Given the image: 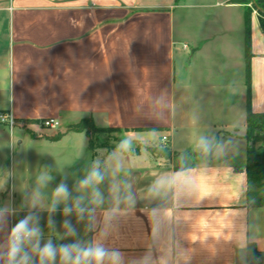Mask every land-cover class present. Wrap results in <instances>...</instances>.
Listing matches in <instances>:
<instances>
[{"label":"crops","instance_id":"0c3cea01","mask_svg":"<svg viewBox=\"0 0 264 264\" xmlns=\"http://www.w3.org/2000/svg\"><path fill=\"white\" fill-rule=\"evenodd\" d=\"M217 4L242 10L239 27L226 17L218 36L225 60L235 55L231 64L243 71L245 84L239 121L219 125L203 122L194 108L193 67L197 56H208L213 35H177V10L187 7L185 0H0V115L26 121L29 134L45 140L39 147L46 153L83 132H46L34 121L56 117L67 127L93 117L97 125L118 127L135 138L166 136L164 144L173 155L152 160L102 153L90 148L85 135L87 144L77 149L81 154L74 162L84 170L65 177L48 167L44 192L38 190L27 204H18L12 185L4 188L0 180V244L17 221L38 216L41 243H103L120 252L121 264H246L249 242L264 254V206L249 204L244 168V6L232 0ZM178 43L184 52L180 62ZM251 48L252 108L264 111V82L259 92L256 80V73L264 75V32L257 14L252 16ZM177 67H183L182 78ZM233 140L243 148L236 150ZM199 145L206 151L177 169L175 154L194 153ZM92 171L103 180L81 185ZM25 179L28 192L37 191L34 181L40 177ZM61 183L68 187L67 199L55 194ZM53 203L55 212L50 211ZM77 205L85 209L80 221ZM65 207L73 209L70 215H63ZM65 219L77 236L65 235Z\"/></svg>","mask_w":264,"mask_h":264},{"label":"rangeland","instance_id":"374dc122","mask_svg":"<svg viewBox=\"0 0 264 264\" xmlns=\"http://www.w3.org/2000/svg\"><path fill=\"white\" fill-rule=\"evenodd\" d=\"M185 1L188 4L187 7L177 10V35L179 37L181 35L199 37L213 35L206 45L208 56L206 57V54L197 56V67H193V81L191 85H193L196 92V104L194 108L202 116L203 122L210 120L217 125L225 120L238 122L241 108L245 110V102H241L240 100V96L245 92V84L241 81L243 71L231 64V62L236 60L234 58L235 55L225 60V54L223 49H221L223 40L219 38L220 36L218 34L224 33L221 32L224 25L221 22L226 17L230 18L234 27L237 26L238 28L242 10L240 8L228 9L224 5L220 6L217 4L218 0ZM225 1L229 2L231 0ZM253 12L255 15L258 13L256 9ZM233 34L239 37V30L236 29ZM183 53L182 43H178L177 61L180 62L183 60ZM228 64L233 67H227ZM183 71V67H177V73L181 74V78ZM186 79L189 81L188 72ZM256 80L258 85L257 90L261 92L264 75L262 73H256ZM27 124L26 121L15 120L14 125L17 127L14 128L6 123L0 122V180L4 188L8 189L12 185L18 204H27L28 201L37 198V192H44V179H40V181L35 180L34 184L37 191L33 189L28 192L25 184L26 177L30 176L31 179L36 175L38 177H44V175H47L44 171L51 166H54L65 177L71 174L75 175L76 172L84 170L75 167L74 162L78 158L76 155L81 154L80 149L79 151L77 149L86 145L87 140L89 143L90 139L94 144L93 150L102 151V153L119 152L133 155L140 154L152 160L166 158L160 154L158 148L166 147L164 142L167 139L164 140L162 138L158 141L155 139L143 140L135 138V136H132L127 131L110 129L112 128L110 126V128L104 126L106 127L105 130L95 131L91 129L90 137L84 132L73 133L55 144V153H46L39 147L42 141L45 140L29 134ZM45 130L46 132L57 133L61 130L70 129H68V126L65 127V125L61 124L58 128H46ZM198 132V134L203 133L200 129ZM205 134L206 132H204L203 140L207 142L208 139L205 138ZM85 135L87 136V140ZM19 139L22 142H19ZM232 145L236 150L243 148L239 140H233ZM195 149L198 150V147H195ZM87 153L86 151L83 152L82 159L86 160ZM47 155H52V157H46ZM170 158H173V155ZM175 161L177 163V158ZM40 164H42V167H40Z\"/></svg>","mask_w":264,"mask_h":264},{"label":"clouds","instance_id":"9594fccd","mask_svg":"<svg viewBox=\"0 0 264 264\" xmlns=\"http://www.w3.org/2000/svg\"><path fill=\"white\" fill-rule=\"evenodd\" d=\"M93 180L97 183L103 180L99 171H92L88 178L81 181V185L87 186ZM55 194L57 197L62 195L67 199L69 195L67 185L61 183ZM50 211H56V203L52 204ZM72 211V208L65 207L63 215H70ZM84 212L85 209L77 205L78 221L84 219ZM33 219L35 223H32ZM49 223L54 225V221ZM63 226L66 229V236H77V230L71 221L65 219ZM42 237L38 216H25L20 219L8 232L5 243L0 244V264H121L120 252L117 249H108L103 243L85 246L79 239H75L71 243L57 245L52 239L41 243Z\"/></svg>","mask_w":264,"mask_h":264},{"label":"trees","instance_id":"16d2710c","mask_svg":"<svg viewBox=\"0 0 264 264\" xmlns=\"http://www.w3.org/2000/svg\"><path fill=\"white\" fill-rule=\"evenodd\" d=\"M244 6L245 23V56H246V86H247V129L245 138L247 141L246 154L244 158V168L248 179V202L251 205L264 206V111H255L252 108V72L251 58L253 56L251 48V24L254 9L257 10V17L261 29L264 32V0H232ZM39 123L40 120L34 121ZM107 128H110L107 126ZM68 129L78 132H84L90 137L91 129L105 130L106 127L95 123L93 117H84L75 123L68 125ZM110 129L122 130L118 127ZM89 146L94 149L93 141L89 140ZM164 146V145H163ZM166 146V145H165ZM160 154L166 158L172 155L171 149L166 147L158 148ZM206 151L198 150L194 153L175 154L177 169L187 166L192 155L203 154ZM246 264H264V254H262L255 243L249 242L247 247Z\"/></svg>","mask_w":264,"mask_h":264},{"label":"built area","instance_id":"2783aa9c","mask_svg":"<svg viewBox=\"0 0 264 264\" xmlns=\"http://www.w3.org/2000/svg\"><path fill=\"white\" fill-rule=\"evenodd\" d=\"M0 122L2 123H6L11 127H14L15 125V119H13L11 116L7 115V114H1L0 115ZM61 121L59 118L56 117H47L44 119H41L39 122V125L41 127H45V128H58L61 126ZM164 140L167 139L166 136L163 137Z\"/></svg>","mask_w":264,"mask_h":264},{"label":"water","instance_id":"95a60500","mask_svg":"<svg viewBox=\"0 0 264 264\" xmlns=\"http://www.w3.org/2000/svg\"><path fill=\"white\" fill-rule=\"evenodd\" d=\"M202 149H204V146H199L198 147V150H202Z\"/></svg>","mask_w":264,"mask_h":264}]
</instances>
